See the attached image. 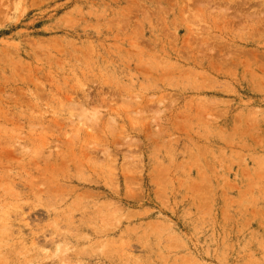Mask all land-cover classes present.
Here are the masks:
<instances>
[{
	"label": "rangeland",
	"instance_id": "1",
	"mask_svg": "<svg viewBox=\"0 0 264 264\" xmlns=\"http://www.w3.org/2000/svg\"><path fill=\"white\" fill-rule=\"evenodd\" d=\"M0 264H264V0H0Z\"/></svg>",
	"mask_w": 264,
	"mask_h": 264
}]
</instances>
